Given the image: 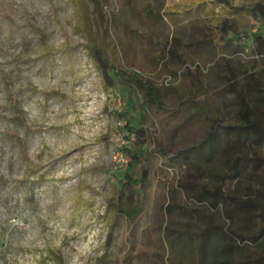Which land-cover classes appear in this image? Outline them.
<instances>
[{
  "label": "rangeland",
  "instance_id": "1",
  "mask_svg": "<svg viewBox=\"0 0 264 264\" xmlns=\"http://www.w3.org/2000/svg\"><path fill=\"white\" fill-rule=\"evenodd\" d=\"M228 1L0 0V264H264L254 248L213 254L221 241L204 230L225 218L186 185L221 170L201 141L209 116L232 122L224 75L264 65L251 49L264 22L250 9L264 0ZM93 44L153 82L164 108L140 117L94 66ZM129 126L143 128L147 167L133 222L110 201L135 147Z\"/></svg>",
  "mask_w": 264,
  "mask_h": 264
},
{
  "label": "trees",
  "instance_id": "2",
  "mask_svg": "<svg viewBox=\"0 0 264 264\" xmlns=\"http://www.w3.org/2000/svg\"><path fill=\"white\" fill-rule=\"evenodd\" d=\"M218 2L230 5L228 0ZM250 9L259 22H264V1H254ZM253 36V59H264V32H254ZM89 49L94 55V66L105 78L134 95L133 102L140 110V117L142 110L164 108L161 91L153 82L116 69L98 45L93 44ZM223 79L222 91L236 106L232 122L225 123L217 116H209L211 121L201 141L205 160L220 165L221 170L210 169L212 185L203 181L193 184L191 180L186 185L198 189L199 201L210 211L219 209L225 218L223 225L216 228L208 224L204 230V242L209 236L221 241L213 254L234 251L246 254L253 248L252 254H264V65L259 70L245 66L228 69ZM129 130L134 133L135 143L130 155L127 154L130 166L124 176L117 179V195L110 201L116 214L133 222L143 208L147 167L142 148L145 143L143 128L129 126ZM226 180L230 185L224 184ZM165 208L169 211L171 205L166 204ZM52 255L53 264H62L59 254ZM213 258L212 264H230L225 256L214 255ZM261 259L244 264H259Z\"/></svg>",
  "mask_w": 264,
  "mask_h": 264
},
{
  "label": "built area",
  "instance_id": "3",
  "mask_svg": "<svg viewBox=\"0 0 264 264\" xmlns=\"http://www.w3.org/2000/svg\"><path fill=\"white\" fill-rule=\"evenodd\" d=\"M168 81H169V78H167V79L165 80V83L167 84V83H168Z\"/></svg>",
  "mask_w": 264,
  "mask_h": 264
}]
</instances>
